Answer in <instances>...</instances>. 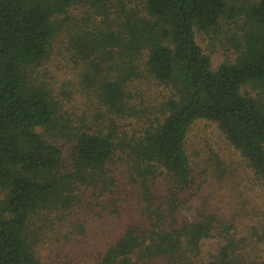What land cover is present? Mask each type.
Wrapping results in <instances>:
<instances>
[{
    "label": "trees",
    "instance_id": "obj_1",
    "mask_svg": "<svg viewBox=\"0 0 264 264\" xmlns=\"http://www.w3.org/2000/svg\"><path fill=\"white\" fill-rule=\"evenodd\" d=\"M232 23L238 55L214 68L197 35ZM62 44L75 114L42 73ZM144 80L167 90L158 113L134 103ZM199 120L264 192V0H0V264H258L222 208L183 214Z\"/></svg>",
    "mask_w": 264,
    "mask_h": 264
},
{
    "label": "rangeland",
    "instance_id": "obj_2",
    "mask_svg": "<svg viewBox=\"0 0 264 264\" xmlns=\"http://www.w3.org/2000/svg\"><path fill=\"white\" fill-rule=\"evenodd\" d=\"M238 36L237 24L232 23L225 25L217 34L200 32L197 40L205 53L210 55L213 67L217 68L223 62L233 61L238 55ZM62 46V51L56 47L42 73L57 98L63 100L65 109L75 114L85 106L84 98L71 80L74 65L64 61L65 46ZM135 93L134 103L140 105V110L153 114L158 113L167 96L165 88L149 80H144ZM188 152L196 182L192 190V207L184 209L183 214L194 220L198 209L205 203L222 208L253 240L250 248L258 256V264H264V192L261 180L254 175L240 153L229 145L214 122L199 120L193 125L189 133ZM100 212L99 209L97 213L91 209H78L72 215L75 223L85 220L88 241L97 239L98 242L106 236L100 227L104 222ZM47 238L51 244V238ZM256 243L258 246L253 251ZM49 244L47 242L44 251Z\"/></svg>",
    "mask_w": 264,
    "mask_h": 264
}]
</instances>
